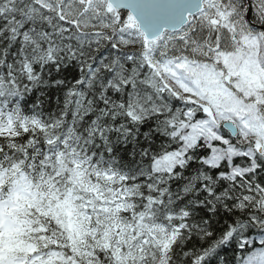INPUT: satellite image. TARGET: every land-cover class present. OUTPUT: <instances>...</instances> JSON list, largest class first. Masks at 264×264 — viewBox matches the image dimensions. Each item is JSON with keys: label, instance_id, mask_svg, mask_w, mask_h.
I'll return each mask as SVG.
<instances>
[{"label": "snow or ice", "instance_id": "obj_1", "mask_svg": "<svg viewBox=\"0 0 264 264\" xmlns=\"http://www.w3.org/2000/svg\"><path fill=\"white\" fill-rule=\"evenodd\" d=\"M0 264H264V0H0Z\"/></svg>", "mask_w": 264, "mask_h": 264}, {"label": "trees", "instance_id": "obj_2", "mask_svg": "<svg viewBox=\"0 0 264 264\" xmlns=\"http://www.w3.org/2000/svg\"><path fill=\"white\" fill-rule=\"evenodd\" d=\"M65 75L67 76V78H68L69 80H71L72 72H66ZM257 237H258V236H256V235L253 233V238L256 239ZM228 254L231 255L230 252H229Z\"/></svg>", "mask_w": 264, "mask_h": 264}]
</instances>
